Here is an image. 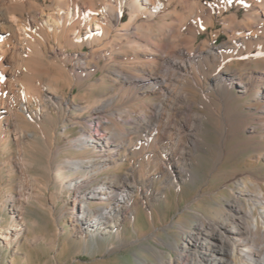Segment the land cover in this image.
I'll list each match as a JSON object with an SVG mask.
<instances>
[{
	"label": "bare ground",
	"instance_id": "1",
	"mask_svg": "<svg viewBox=\"0 0 264 264\" xmlns=\"http://www.w3.org/2000/svg\"><path fill=\"white\" fill-rule=\"evenodd\" d=\"M222 34L226 39L217 45ZM74 49L82 53L75 60ZM97 70L104 74L94 79ZM108 81L116 84L115 94L86 97ZM62 82L74 92L72 98ZM76 86L86 89L78 102ZM199 87V102L223 125L228 94L235 89L239 99L253 100L248 108L264 127V0H0V159L14 140L8 164L10 175H17L0 202V208L10 205L14 216L0 239L10 247L25 235L26 205L37 198L25 145L43 139L49 177L55 180L63 146L60 127L68 122L81 127L65 147L87 151L59 162L66 214L76 236L86 241L114 236L118 243L109 250L155 238L157 223L145 231L136 224L138 205L149 209L146 199L165 187L153 188L157 173L175 186L193 175L207 116L194 107ZM55 98L62 107H55ZM56 113L63 119L55 126ZM135 134H141L138 140ZM124 160L125 174L106 173ZM237 184L229 210L201 218L195 231L185 232L182 252L160 264H264V198L248 187L253 180L240 178ZM248 200L260 204V215L246 208ZM50 209L57 220L66 215L53 200ZM131 221L138 237L129 240L124 228ZM62 231L55 232V241ZM170 244L179 247L177 240Z\"/></svg>",
	"mask_w": 264,
	"mask_h": 264
},
{
	"label": "rangeland",
	"instance_id": "2",
	"mask_svg": "<svg viewBox=\"0 0 264 264\" xmlns=\"http://www.w3.org/2000/svg\"><path fill=\"white\" fill-rule=\"evenodd\" d=\"M128 17L129 8L127 7L122 22H126ZM225 39V35L222 34L215 42L220 45ZM84 50L85 52L90 51V47L85 46ZM81 54L78 49L71 52L74 60L82 56ZM53 55L51 53L49 56ZM70 65L73 66V62ZM222 68L224 67H220V70ZM102 73L104 74L102 70H97L94 79L100 78ZM61 85L64 86L66 95L72 98L74 92L72 93L65 83L62 82ZM115 86L116 84L114 85L112 81H108L107 85H100L99 83L91 89L90 94L86 97L94 100L106 93L113 95L116 93L113 89ZM85 90L76 86L75 93L79 94L76 97L77 102L80 96H84ZM59 93L63 94L64 91L60 90ZM201 95V87H199L197 95L193 96L194 101H197L194 107L204 111L207 116L201 124L199 144L193 155L191 167L194 171L193 175L182 179V181L179 180V184L175 186L164 182L162 175L157 173L152 177L155 182L153 188L165 187L158 195L146 199L149 209L143 205H138L136 224L141 231H145L151 229L153 223H157L156 232L158 235L155 238L149 237L140 242L137 241L127 246L109 250V246L118 243V239L114 236L111 239L106 236H99L97 241L95 238H90L88 241L81 240L76 236L73 231V224L66 214L65 199L68 196L62 193L60 187L59 162L67 156L85 154L87 151H75L70 147H65L68 138L78 135L81 127V124L68 122L65 129L62 125L60 127V138L63 146L54 165L55 180L49 177L47 147L43 139L32 138L31 142L25 145L24 157L29 163L27 169L29 174L36 178L38 194L37 198L30 200L26 205L25 216L29 228L25 235L18 240H13L10 247H7L0 239V263L160 264V259H167L170 256L176 257L182 252L185 232L195 231L201 218L205 216L217 217L220 210H229L228 200L233 197L234 189L238 186L237 182H240V178L244 181L253 180L256 184L264 187V157L260 156L264 153V127L262 123L254 120V110L251 111L248 108V104L253 100L249 96L239 99L234 89L228 94L230 105L226 114L229 117L226 118L227 125H223L221 119L218 120L216 116L211 115L210 110L203 107V104L199 102ZM216 96L214 93V97ZM142 101L139 100L138 102ZM55 102L57 105L53 106L58 108L59 104L62 107L58 98H55ZM186 106L187 109L188 106ZM30 113L28 112V114ZM62 119L61 114L56 113L54 125L59 124ZM44 120L48 124L53 122L51 118H44ZM65 131L68 133V137L64 135ZM140 135L135 134L136 140L140 138ZM149 145L155 146V143L152 142ZM15 149L16 143L13 140L5 146V151L1 153L0 202L5 200L6 192L9 191L13 181L17 178L16 174L10 175L9 170L12 168V164H8V160H11ZM149 155L150 153H147V156ZM142 167L141 165L140 171H142ZM127 171L128 163L124 160L120 168L111 167L106 173L117 175L125 174ZM256 184H248V187L264 198V193L260 192ZM52 200L57 203L58 211L66 214L63 218L57 220L53 216L50 209ZM5 205L0 208V230L10 227L14 220L11 206L7 203ZM252 207L255 208L256 215H260L262 211L260 204L254 200H248L246 208L252 209ZM148 212L152 214L151 218H148ZM124 229V235L127 239L138 237L133 221H131L130 226ZM57 230L63 231L58 235V240L55 241ZM32 236H38V238L33 241L31 240ZM176 240L179 243L178 249L172 248L170 244Z\"/></svg>",
	"mask_w": 264,
	"mask_h": 264
}]
</instances>
